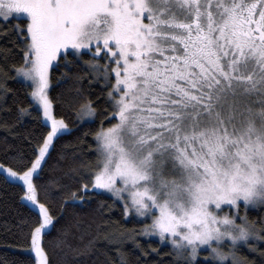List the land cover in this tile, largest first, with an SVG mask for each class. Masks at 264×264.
<instances>
[{
	"label": "snow or ice",
	"instance_id": "snow-or-ice-1",
	"mask_svg": "<svg viewBox=\"0 0 264 264\" xmlns=\"http://www.w3.org/2000/svg\"><path fill=\"white\" fill-rule=\"evenodd\" d=\"M11 20L23 52L15 76L30 82L47 128L34 143L25 137L30 157L0 160L27 208L17 239L30 264H52L45 240L63 209L101 190L125 216L150 218L143 234L170 243L178 264H254L241 247L258 250L250 241H264V224L239 210L264 208V0H0V24ZM69 57L90 86L103 82L109 109L94 133L95 163L57 214L38 170L69 127L49 93L50 69ZM95 114L90 99L77 109L82 119ZM85 228L71 218L49 241L64 264L91 256Z\"/></svg>",
	"mask_w": 264,
	"mask_h": 264
},
{
	"label": "trees",
	"instance_id": "trees-1",
	"mask_svg": "<svg viewBox=\"0 0 264 264\" xmlns=\"http://www.w3.org/2000/svg\"><path fill=\"white\" fill-rule=\"evenodd\" d=\"M17 23V20H11L7 24H0V81L5 82L9 89L0 93V160L18 158L20 155L30 157L31 145L25 137L31 134L34 143L36 137L47 131L42 126L45 122L41 110L31 101L28 83L16 77L13 69V65L22 63L23 57L21 45L13 32ZM88 59L89 56H84L78 61L80 68H88ZM65 64H68V68ZM5 72L9 75L5 76ZM78 72L79 69L72 64V57L67 61L61 60L59 66L50 71L49 93L53 99L54 111L65 118L69 127L54 139L50 155L46 157L47 162L38 171V182L48 189L47 195L44 191L41 192L42 199H48L53 212L57 214L61 211L60 206L65 198L75 190L81 178L89 174L95 163L94 133L109 109L106 103L107 88L103 82L90 86L86 72H79L84 79L83 89L78 91ZM89 99L96 108V114L93 120L82 121L77 115V109ZM21 107L26 108L27 113L21 115ZM69 168H75L76 171L65 175ZM52 178H57L62 187L50 183ZM21 196L22 192L16 184L6 183L0 176V264H30V254L19 246L22 241L17 239L20 235L17 225L21 224L27 213V208L21 203ZM63 212V219L45 240L52 264H64L65 257L49 241L57 236L58 230L71 218L82 220L86 226L90 224V231L85 228L86 236L95 238V248L90 257L81 258L74 254L69 256V259L79 264H178L170 244L144 235L142 229L145 223L125 216L122 202L105 193L92 194L87 203L70 202ZM244 214L250 223L264 224V208L245 209ZM250 242L258 250L242 246L241 255L248 257L254 264H264V255L259 251L264 249V241Z\"/></svg>",
	"mask_w": 264,
	"mask_h": 264
},
{
	"label": "rangeland",
	"instance_id": "rangeland-1",
	"mask_svg": "<svg viewBox=\"0 0 264 264\" xmlns=\"http://www.w3.org/2000/svg\"><path fill=\"white\" fill-rule=\"evenodd\" d=\"M101 64H103V61H101ZM50 71H51V69H50ZM19 79H21L22 81H23V79L21 78V77H19ZM28 84H30V82H27ZM39 107V106H38ZM41 113H42V111H41ZM42 118H43V115H42ZM94 119V116H92V117H85V118H81V120L82 121H91V120H93ZM43 121H44V118H43ZM68 130V129H67ZM51 148V147H50ZM39 171V170H38ZM100 192H102V193H105V194H107V195H109V196H111L113 199H115V200H117V201H119L118 199H116L115 197H113L110 193H107V192H103L102 190L100 191ZM243 208V209H242ZM256 208H259V207H256ZM244 210H245V208L244 207H241L240 208V210H239V214H240V216L241 217H243V216H245V214H244ZM225 211H227V209H225ZM128 216H130V217H132V218H134V219H136V220H138V221H140V222H142V223H145V224H148V223H150L151 222V220H150V218H144V217H140V216H137L136 215V213L133 211V212H131ZM152 237H155V238H157L159 241H160V239H159V237L158 236H152ZM164 243H167V244H170V243H168L167 241H163ZM171 245V244H170ZM172 246V245H171ZM27 251V250H26ZM27 253L29 254V252L27 251ZM33 259H34V256H33Z\"/></svg>",
	"mask_w": 264,
	"mask_h": 264
}]
</instances>
